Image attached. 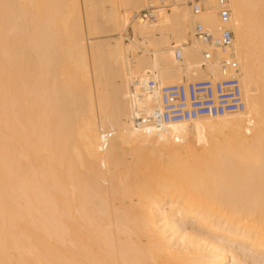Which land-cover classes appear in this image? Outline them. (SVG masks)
<instances>
[{
	"label": "bare ground",
	"instance_id": "1",
	"mask_svg": "<svg viewBox=\"0 0 264 264\" xmlns=\"http://www.w3.org/2000/svg\"><path fill=\"white\" fill-rule=\"evenodd\" d=\"M81 1L0 0V264H264V0H201L198 18L188 0H173L148 24L131 22L145 0H104L116 36L104 54L85 34L105 22L86 25ZM222 7L235 37L219 57L239 61L245 109L138 130L134 118L158 97L135 78L220 76L218 63L201 66L207 46L194 23L217 34ZM100 128L112 132L106 149ZM127 149L142 152L126 154L142 158L132 169ZM35 194L60 202L38 209Z\"/></svg>",
	"mask_w": 264,
	"mask_h": 264
},
{
	"label": "built area",
	"instance_id": "2",
	"mask_svg": "<svg viewBox=\"0 0 264 264\" xmlns=\"http://www.w3.org/2000/svg\"><path fill=\"white\" fill-rule=\"evenodd\" d=\"M173 0H145L144 7L132 17L134 22L152 23L158 20L162 9L167 8ZM191 13L198 18L203 12L201 0L189 1ZM231 9L222 7L219 11L220 29L213 33L205 24L196 19L194 36L207 47L202 51L201 66L216 64L220 66V76L209 75L205 78L183 80L177 83L162 84L153 77L145 81L135 78L142 92L158 104L152 110H144L134 118L135 127L142 132L160 130L169 124L191 121L200 117H218L240 112L246 103L241 82V66L235 56L219 57V54L231 52L234 45V31L231 22ZM220 52V53H219ZM183 45L174 49V59L182 63ZM100 145L106 149L112 138V132L100 128Z\"/></svg>",
	"mask_w": 264,
	"mask_h": 264
},
{
	"label": "rangeland",
	"instance_id": "3",
	"mask_svg": "<svg viewBox=\"0 0 264 264\" xmlns=\"http://www.w3.org/2000/svg\"><path fill=\"white\" fill-rule=\"evenodd\" d=\"M189 1H193V0H188V2H189ZM188 5H189V9H190V3H189ZM80 7H81V15L84 17V23H85L86 25H87L88 16H94V17H95V20L98 19L99 22H101V24H102V22H105V20L103 19V16H102L103 13H104V9H105V7H104V0H94L92 3H88L87 1L82 0V1H81V4H80ZM168 8H169V7H168ZM120 10H121V8H120ZM190 11H191V9H190ZM135 13H136V12L132 13V17H133V15H134ZM102 19H103L104 21H103ZM131 22H134V21L132 20ZM96 23H97V22H96ZM96 25H97V27H99V26L101 27V28H100V27L97 28V29H100V31L97 30V33H95V35H94V34H92V36L90 35L89 39H87L88 36H87V34H85V35H86L85 37H87V38H86V45H90L91 41H94L96 44L98 43L99 46H102V48H103V50L99 51V54H101V53L104 54V52H107V51H108L107 41L110 40V39L112 40V37L114 38V37H116V36H111L113 32L110 30V28H109V24H108L107 20H106V22H105L104 24H102V25H100V23H99V24H96ZM98 25H99V26H98ZM130 25H132V24H130ZM130 25L128 26V33L130 34V36H132V35H131V32L133 33V30L131 29V26H130ZM84 29H85V28H84ZM106 30L108 31V34H106V33H107ZM10 31H11V30H10ZM95 31H96V29H95ZM98 31H99L100 33H98ZM110 32H112V33H110ZM8 33H9V32H8ZM12 33H14V32H10L9 34H12ZM128 33H126V34L129 35ZM96 34H97V35H96ZM107 38H108V39H107ZM95 40H96V41H95ZM106 40H107V41H106ZM108 42H109V41H108ZM125 42L128 44V43L130 42V39H129L128 37H126V38H125ZM100 44H101V45H100ZM100 48H101V47H100ZM27 49H28V48H27ZM147 49H150V50H151V51H150V54H151V55H152V54L154 55V53H155V52H154V46L150 45V46H148ZM104 50H105V51H104ZM27 51H28V50H27ZM241 78H242V76H241ZM109 84H110V83H108V82H107V84H102V87H103V88H108V92H107V94H111V93H112L111 95H113V92H114V91H113V90H114L113 88L115 87V85L113 84V86H112V83H111L110 85H109ZM242 87H243V85H242ZM132 90H134V87H132ZM107 94H106V95H107ZM46 95H47V96H46ZM243 95H244V87H243ZM109 96H110V95H108L107 97H109ZM114 96H115V95H114ZM114 96H111V98H109V99H110V100H111V99L113 100ZM46 97H48V92L45 94V99H46ZM112 100H111V101H112ZM114 100H115V99H114ZM47 101H48V100H44L43 102H46V103H47ZM43 104H44V103H43ZM44 105H45V104H44ZM112 105H113V103H112ZM114 105H115V104H114ZM110 108H112V107H111V103H110ZM113 108H114V107H113ZM46 117H48L47 114H46V116L44 117V119H46ZM218 117H219V116H218ZM218 117H217V118H218ZM44 125H45V124H44ZM206 129H207V130L204 131V132L209 134V129H208V128H206ZM191 132H192V133L195 132V133H193V134H196V135H197V131H195L194 129H191V131H189V135H188L189 140H190L192 143H193V142L195 143L196 140H197V139H196V136L193 135ZM190 133H191V135H190ZM190 136H191V137H190ZM192 137H193V138H192ZM194 139H195V140H194ZM194 143H193V144H194ZM195 144H196V143H195ZM131 150H132V149H131ZM131 150H130V151H129L128 149H127V151L125 150L126 152H124V153H125L124 157L126 156V154H127L128 152H130L129 155H130L131 157H134V156L136 155L135 158L138 159V157H137V153H138L139 151H138V150H136V151L133 150V151L135 152V153H133V151H131ZM137 151H138V152H137ZM131 152H132V153H131ZM139 153H142V152H139ZM129 155H127V158L125 157V159L127 160V162H125V163H129L128 166H130L131 169H132L133 164L135 165V162H137V163H136L137 165H138V163L142 162V160H141L142 158H139V160H141V161L138 160L139 162H138L136 159H135L136 161L133 160V159H131V158H130V160H129V157H130ZM132 155H133V156H132ZM147 155H148V153H147ZM145 156H146V155H145ZM148 156H151V155H148ZM144 158H145V157H144ZM148 158H149V157H148ZM125 159H124V160H125ZM132 160L135 161V162H133ZM145 160H146V159H145ZM131 161H132L133 163L130 164ZM143 161H144V160H143ZM125 163H124V164L121 163L120 166H121V165H122V166L124 165L123 168L126 169L127 165H126ZM122 166H121V170H122ZM125 166H126V167H125ZM105 167H106V166H105ZM105 167H104V169H105L104 171H106V168H107V167H106V168H105ZM128 168H129V167H127L126 170H128ZM130 168H129V169H130ZM133 168H134V167H133ZM36 170H37V169H36ZM38 170H39V169H38ZM38 170H37V171H38ZM40 170H41V168H40ZM40 170H39V171H40ZM126 170H125V172H127ZM36 173H38V172H36ZM38 174H39V177L42 179V177H41V176H42V175H41L42 172H41V174H40V173H38ZM123 174H124V173H123V171H122V176H121L122 178H123ZM125 174H126V173H125ZM40 175H41V176H40ZM35 177H37V176H35ZM36 180H37V179H36ZM36 180H35V181H36ZM38 180H39V178H38ZM38 180H37V181H38ZM123 180H124V179H123ZM125 180H126V178H125ZM39 181H40V180H39ZM39 181H38V182H39ZM41 181H42V180H41ZM44 182H45V181H44ZM101 182H103V181H101ZM104 182H105V181H104ZM104 182H103V184H104ZM36 183H37V182H36ZM106 183H107V184H106L107 187L111 184V183L108 182V181H106ZM108 183H109V184H108ZM37 184H39V183H37ZM42 184H44V183H41V184H40V185H41V189H40V187H39L38 189H40V190L43 189V186H45V185L42 186ZM48 185H51V184H47V186H48ZM100 185H102V183H101ZM47 186H46V187H47ZM34 187H36V186L34 185ZM52 187H53V186H51V187H47V188H48V189H50V188L52 189ZM101 187L104 189L105 186H101ZM36 188H37V187H36ZM47 188H46V189H47ZM105 188H106V187H105ZM34 189H35V188H34ZM38 189H37V192H38ZM44 189H45V188H44ZM44 189H43V192H44ZM48 189H47L46 191H49ZM106 189H107V188H106ZM46 191H45V192H46ZM45 192H44V193H45ZM53 192H55L54 194H57V193H56V190L53 189L52 192L50 191V193H52V194H51L52 197L54 196ZM46 193H48V192H46ZM36 194H37V193H36ZM36 194H35L36 201H37L38 199L40 200V199L43 198V197H42V198H37L38 195H36ZM39 194L41 195L40 191H39ZM45 195H46V194H45ZM51 196L49 195V197H51ZM39 197H40V196H39ZM45 197H46V196H45ZM49 197H47V199H46V198H43L44 200H42V201H37V202H36V203H37L36 207H37V208L40 207V209H41L43 206H39V204H41V203L44 204V202H45V204H46L47 201H45V200H51V199H49ZM52 197H51V198H52ZM52 199H54V198H52ZM95 200H96V198H95V199H94V198L92 199V201H95ZM97 200H98V199H97ZM114 200L117 201L118 199H114ZM92 201H91V202H92ZM39 202H41V203H39ZM50 202H53V203L55 204V202L58 203V202H60V201H57V200H56V201H53V200H51ZM91 202H89V205H90V204H96V201H95V202H92V203H91ZM38 203H39V204H38ZM53 203H52V204H53ZM57 203H56V205H57ZM52 204H51V206H54V204H53V205H52ZM61 204H62V200H61ZM61 204L59 203L58 206H60ZM41 205H42V204H41ZM63 205H64V204H63ZM111 205H112V204H111ZM58 206H57V208H58V209L60 208V210H59V211H60V214H61L62 212L64 213L65 211H62V212H61V209H62L61 206H60V207H58ZM114 206L117 207V203L114 204L113 207H114ZM92 207H94V205H93ZM53 208H56V206L52 207V209H53ZM64 208H65V207H64ZM38 209H39V208H38ZM58 209H57V211H58ZM64 210H65V209H64ZM52 211L54 212V215H55V213H56L55 210H52ZM57 213H58V212H57ZM98 213H99V212H98ZM60 214H59V215H60ZM51 215H52V213H51ZM51 215H49V216H51ZM49 216H48V217H49ZM61 216H63V214H62ZM61 216H60L59 218H61ZM66 216H67V214H66ZM48 217H47V220L49 219ZM67 217H68V216H67ZM67 217H66L65 219H64L63 217H62L63 219L61 218L63 221L65 220L64 223H63V225L65 224L66 219L68 220ZM54 218H55V217H54ZM59 218H58V220H59ZM50 220H52V217H51ZM53 220H54V219H53ZM56 220H57V219H56ZM62 220H61V221H62ZM59 221H60V220H59ZM57 222H58V221H57ZM50 223H51V222L49 221V225H50ZM52 223H53V221H52ZM66 224L68 225L67 222H66ZM60 225H61V223H60ZM52 226H54V225H51V227H50L51 229H52ZM55 226H56V224H55ZM65 226H66V225H65ZM54 228H55V227H54ZM57 228H58V227H57ZM57 228H56V231L58 230ZM60 228H61V227H60ZM62 228H63V227H62ZM62 228H61V229H62ZM51 229H50V230H51ZM52 230H53V229H52ZM64 230H65V229H64ZM57 232L59 233V231H57ZM62 232H63V231H62ZM66 232H67V231H66ZM66 232H65V233H66ZM54 233H55V232H54ZM65 233H64V234H65ZM61 234H62V233H61ZM61 234H59V235H61ZM57 235H58V234H57ZM63 236H64V235H63ZM60 237H62V236H60ZM68 237H69V236H68ZM68 237H65L63 240L67 239ZM56 238H57V239H56ZM55 239H56V240H55ZM55 239H54L55 242L58 243L57 245H58L59 247H61V248H64L65 246L68 245V242H66V241L63 242V240H61L63 243H62L61 241L58 242L57 240H60V239H61V238H58V236L55 237ZM61 243H62L63 245H64V243H67V244H66L65 246L62 247V245H60Z\"/></svg>",
	"mask_w": 264,
	"mask_h": 264
}]
</instances>
